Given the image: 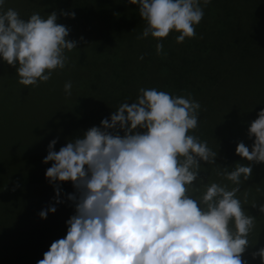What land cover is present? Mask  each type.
<instances>
[{"label":"clouds","instance_id":"1","mask_svg":"<svg viewBox=\"0 0 264 264\" xmlns=\"http://www.w3.org/2000/svg\"><path fill=\"white\" fill-rule=\"evenodd\" d=\"M137 5L145 27L137 39L151 36L156 54L170 32L177 43L196 36L195 26L211 0H126ZM0 0V61L15 68L18 83L38 86L68 64L66 51L77 48L69 27L57 23V12L4 9ZM60 15L74 18V12ZM82 39V37H81ZM143 55L138 59L143 60ZM71 95L72 82L63 85ZM201 105L188 96L140 87L134 102H122L99 126L69 140L58 151L47 145L42 162H52L45 177L53 185L70 181L67 194L74 214L63 238L53 241L37 264H247L242 259L255 218L237 196L252 174V164L237 162L217 170L229 181L204 183L201 161L217 165V149L191 134ZM123 132V135L120 133ZM251 145L237 142L235 154L264 163V108L248 126ZM220 165V164H219ZM246 200V194H245ZM256 207V203L252 204ZM56 207L39 211L44 219ZM264 214V204L259 205ZM264 264V247L252 253Z\"/></svg>","mask_w":264,"mask_h":264},{"label":"trees","instance_id":"2","mask_svg":"<svg viewBox=\"0 0 264 264\" xmlns=\"http://www.w3.org/2000/svg\"><path fill=\"white\" fill-rule=\"evenodd\" d=\"M257 5L256 2L253 6L250 0H211L207 6L202 5L211 24L202 19L195 26L196 36L185 38L182 43L175 40L179 33L170 32L161 41L162 54L157 55L155 39H137L145 22L138 14V6L127 4L126 0H30L24 11L45 16L56 11L57 23L69 27L68 39L75 40L77 48L66 51L68 64L54 71L45 83L23 86L18 83L14 68L5 83L17 106L35 112V122H16L15 115L0 123V149L4 153L0 157V264H37L50 244L66 235L65 222L74 214L67 194L76 190L70 181L58 182L62 202L53 199L54 187L45 177L52 162H42L53 138L57 139L54 150L58 151L90 127L99 126L101 119L109 117L122 102H134L140 87L157 88L177 96L191 94L199 103L213 93L216 101L218 96L222 99L218 112L223 108L228 114L239 110L235 105L239 102L228 95L227 71H219L242 67L247 56L262 49L264 28L256 19L245 24L242 20L256 12L264 14V9L258 10ZM61 10L74 12L75 17L62 16ZM141 55L143 60L138 59ZM66 81L72 82L70 96L63 90ZM47 96L51 100L43 103ZM203 108V122L219 127L218 118L208 119L207 108ZM250 119L254 120V116L242 119L245 122L238 126L247 130ZM229 132L221 149L225 162L233 166L243 163L234 149L237 142L244 141ZM251 175L254 176L248 180L254 181L257 176L261 182L264 180L255 168ZM50 204L56 211L40 218L39 211ZM247 264L260 263L249 256Z\"/></svg>","mask_w":264,"mask_h":264},{"label":"rangeland","instance_id":"3","mask_svg":"<svg viewBox=\"0 0 264 264\" xmlns=\"http://www.w3.org/2000/svg\"><path fill=\"white\" fill-rule=\"evenodd\" d=\"M250 1L253 6L257 2L258 5L256 8H258V10L264 9V0ZM29 3L30 0H5L4 9L7 10V8L11 7L18 11L21 17L27 18L31 13L34 12L26 10L24 11V7ZM210 18L211 17L204 14L203 19L211 24ZM250 19H256V21H259L258 23L260 25V28H264V14H262V12H256L255 16L253 14L250 18H242L244 22L243 24H245ZM261 48V50L258 49L254 51V54L247 56L245 58L247 62H242V67L235 69L225 68L219 71L220 73L227 71L225 76H227L229 79L228 95L231 96L232 101H234L235 103L239 102L238 104L240 105L235 104L239 109L238 111H232L230 114H228V112H226V108H223V111L218 112L217 109L218 107L220 108V101L222 102V99L221 96H218V101H216V98L213 97V93L212 96L207 94L205 98L206 100H203L200 103V109H202V107L207 108L206 114L208 117H206L208 119L215 117L220 121L219 127H216L215 125H207L200 117V114H202L203 111L199 110L198 126L191 133L198 136L201 141H206L210 149L215 151L218 148L217 165H206L205 162L201 161L202 172L199 173V176L205 179L203 181L204 183H210V180H213L215 182L229 184L230 187L232 186L229 181L223 180L222 177L217 176L216 174L217 170H222L224 166H227L229 171L232 170V166L225 162V154L221 149V142L224 136L230 133L229 131H231L232 135L237 137L239 140H243L245 145L249 146V150H251V145L253 143L254 137L250 138L247 134V130H245V127L238 125L241 122H245L242 119L248 120V116L249 118L251 116H254V119L257 118L258 111L261 108H264V41L262 42ZM257 52H259V55L257 54ZM11 68L14 67L9 66L6 62L0 61V111L2 112V114H0V123L11 120L15 115H17L16 122L24 120L29 124H33L35 122V120L33 119V114L35 115V112L26 111L24 110L25 107L17 106L15 104L16 101H14L15 97L11 98L9 96L11 89L6 86L5 83H7ZM50 100V97L47 96L46 98L42 99V102L48 103ZM233 104L229 107L230 110H232V106H234ZM44 117L45 114H42L41 119H43ZM41 119L39 120L42 122L43 120ZM250 122L251 121H249V124ZM2 151L3 149H0V157H2L1 155L4 154ZM243 163H251L252 169H256L257 175H260L262 173L264 176V163H252L246 160H243ZM237 196L241 199L242 203L245 204L244 208L248 212V214L256 217L255 226L248 237L250 245L242 254V259L247 261L249 256L253 258V252H256L260 247H264V214H261L259 211V205L264 204V180L261 182L260 177L257 176L254 181H245V183L241 184V188L237 193ZM253 203H256V207L252 206ZM259 216L262 218L261 220L259 219ZM255 258L261 264L260 257L256 256Z\"/></svg>","mask_w":264,"mask_h":264}]
</instances>
